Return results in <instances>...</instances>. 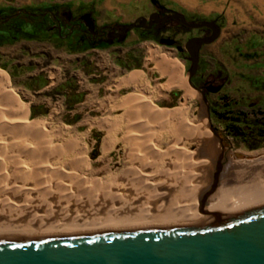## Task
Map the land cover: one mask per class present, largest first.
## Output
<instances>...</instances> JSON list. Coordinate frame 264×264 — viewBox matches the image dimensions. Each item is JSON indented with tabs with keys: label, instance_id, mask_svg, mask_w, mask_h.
I'll return each instance as SVG.
<instances>
[{
	"label": "bare ground",
	"instance_id": "1",
	"mask_svg": "<svg viewBox=\"0 0 264 264\" xmlns=\"http://www.w3.org/2000/svg\"><path fill=\"white\" fill-rule=\"evenodd\" d=\"M157 63L174 75L165 87L194 95L177 60L161 54ZM151 98L131 92L118 100L124 117L96 121L106 133L102 155L122 124L127 148L121 168L95 178L101 169L92 168L83 138L29 121L0 70V238L195 224L264 204V155L241 165L222 157L208 122L188 119L186 101L161 109Z\"/></svg>",
	"mask_w": 264,
	"mask_h": 264
},
{
	"label": "rangeland",
	"instance_id": "2",
	"mask_svg": "<svg viewBox=\"0 0 264 264\" xmlns=\"http://www.w3.org/2000/svg\"><path fill=\"white\" fill-rule=\"evenodd\" d=\"M158 1L183 13L189 21L214 20L220 27L218 37L212 43L203 45L199 51L198 72L205 77H216L218 82L224 79L220 90L210 94L206 100L208 108L216 109L209 118L201 94L194 88V95L187 100L182 89H175V100L169 103L157 100L153 96V86L147 83V90L139 91L119 86V82L115 81L118 73H109L94 64L103 59L111 63L131 58L135 62V58L142 55L144 46L152 43L162 49L165 46L172 48L179 58L180 62L177 61L181 65L182 76L187 79L189 62L177 53L176 47L158 43L157 37L143 40L140 29L130 30L122 42L107 45L103 47L105 50H90L83 54L71 47L70 40L59 41L53 37L31 41L19 39L0 44V70L7 74L9 85L27 107L28 120H42L44 127L52 128L55 134L64 131L83 138L92 168L101 169L94 174L95 178L121 168L123 151L127 148L121 140L124 132L122 124L113 134L115 142L102 155V140L106 133L96 121L107 116L113 121L124 117V110L117 106L118 100L131 92L153 96L152 103L161 109L178 107L186 101L188 119L198 120L200 116L201 121H207L211 133L218 138L222 157L230 158L238 165L264 155V141L251 148L253 142L248 144L241 137L230 134L224 127L228 120L216 116V111L225 107L232 112L244 113L246 119L241 123V129L245 131H248L247 125L264 123V0ZM18 9L39 12L50 9L55 13L66 10L74 17L89 12L96 25L116 26L129 23L137 16L147 17L154 10L149 0H0V20ZM26 15L21 12L10 23H21ZM46 19L49 21V17ZM161 30V36L176 38L179 45L191 36H201L200 29L191 30L173 22L167 23ZM48 65L49 78L45 71ZM44 66L46 69L39 71L40 76L33 75L34 69ZM45 83L48 84L38 90ZM31 106L35 116L31 115Z\"/></svg>",
	"mask_w": 264,
	"mask_h": 264
},
{
	"label": "water",
	"instance_id": "3",
	"mask_svg": "<svg viewBox=\"0 0 264 264\" xmlns=\"http://www.w3.org/2000/svg\"><path fill=\"white\" fill-rule=\"evenodd\" d=\"M149 1L156 9L163 6L158 0ZM169 18L187 28L210 30L209 34L189 37L177 47L188 53L185 57L189 61L188 83L201 94L209 118L204 93L190 78L196 72L201 47L212 43L219 35L220 27L216 21H189L183 13L172 9L159 17L153 11L147 17L137 16L129 23L119 25L111 35L123 40L134 28H148ZM89 24L92 28V21ZM160 42L172 41L164 39ZM222 85L223 82H219L204 87L216 93ZM0 264H264V204L234 214L210 215L195 224L0 238Z\"/></svg>",
	"mask_w": 264,
	"mask_h": 264
},
{
	"label": "flooded vegetation",
	"instance_id": "4",
	"mask_svg": "<svg viewBox=\"0 0 264 264\" xmlns=\"http://www.w3.org/2000/svg\"><path fill=\"white\" fill-rule=\"evenodd\" d=\"M153 8H154L153 11H156L159 17L162 16L163 14L169 13V9H170L165 7L164 5L160 9H156L154 6ZM19 10L20 12H22V9ZM41 13L44 14L41 15ZM41 13H36V14L37 15L39 14L40 16L43 17L45 16L46 18L49 17V21H48L49 30L51 32H57L58 35H60V37H62L64 41H69L72 37H76V39L79 40V43H86V44H92L94 46H98L104 44L111 45L115 43H120L125 39L124 38L123 40H117L115 37H112L111 32L117 29L118 26L112 24L96 25L93 17L90 15L89 12H83L81 14L76 15L75 17L66 10L58 11L57 13L51 10H46ZM84 14H88V16L84 17L83 16ZM2 21L5 22L4 20L1 19L0 22ZM91 21H92V28H90V24H89V22ZM169 22H173L176 26H182V24L178 23L174 19L169 18L165 21L153 23L148 28H136V29H140L141 31L148 32L150 35H154L160 40H164V39L171 40L172 41L171 43H167V42H159V43L161 44L165 43L170 46L176 47L177 53H180L181 56L184 57L185 60H187L185 57L188 55V53L183 48L182 49L177 48L178 46H182V45H179L176 42V38H164L163 36H161L163 32L161 28H164L166 24ZM189 29L191 30L200 29L201 35L210 33V30L209 29L205 30V28H195V29L189 28ZM190 81L194 84V86L199 88L204 93V97L206 100L208 99V96L210 94H214V93L208 91L204 86L210 83L212 84L219 83L216 77L210 75L205 77L204 75H201L197 69L194 75L190 78ZM221 82H223L224 84V79Z\"/></svg>",
	"mask_w": 264,
	"mask_h": 264
},
{
	"label": "trees",
	"instance_id": "5",
	"mask_svg": "<svg viewBox=\"0 0 264 264\" xmlns=\"http://www.w3.org/2000/svg\"><path fill=\"white\" fill-rule=\"evenodd\" d=\"M50 10V9H44L42 11H24L22 9V12H25L26 19L21 21V23H10V20L12 18H17L21 12L18 14H15L19 11V9L14 14L6 15L5 18L9 17V19L5 22H0V44H5L9 42H14L19 39H26V40H45L46 38H54L55 40L63 41L62 37L58 35L57 32H51L49 30V25L46 17L38 15H31L29 13H41L43 11ZM52 11V10H51ZM29 12V13H27ZM3 18L2 20H4ZM183 26V25H182ZM185 27V26H183ZM205 30H208L205 28ZM142 39L152 38L156 37L154 35H150L148 32L141 31ZM153 39V38H152ZM157 39V38H154ZM158 43L160 42V39L157 40ZM69 44L72 48L77 50H86L91 47H106L109 44L104 45H98L94 46L92 44H86V43H79V40L76 39V37H72L70 39ZM200 65L199 62L197 64V70H199ZM209 109V115L215 112L216 109ZM34 108L31 106V115L35 116L36 112L33 111ZM228 114V115H227ZM216 116L219 119H227L228 122L224 125V127L229 131L230 134H233L235 136L241 137L244 142H247L248 144L250 142H253L254 144L251 145V148H254L258 145L259 142L264 141V123H255V125H247L248 131H245L242 128V122L246 117L244 116V113L242 112H236V110L230 111L228 108H224L220 111H216ZM246 128V127H245Z\"/></svg>",
	"mask_w": 264,
	"mask_h": 264
},
{
	"label": "crops",
	"instance_id": "6",
	"mask_svg": "<svg viewBox=\"0 0 264 264\" xmlns=\"http://www.w3.org/2000/svg\"><path fill=\"white\" fill-rule=\"evenodd\" d=\"M28 41H31V40H28ZM164 48L165 49H162L157 44L155 45V44L149 43V46H144V51L142 55L135 58V62H133L131 58L127 59V61L126 60H115V62L112 61L111 63L103 59L94 64L98 66V68L104 69L108 71L109 73H118L117 79L116 77L114 78L116 79L115 80L116 82H119V85L128 86V87L137 89V88H140L141 86L143 87V85L146 86V83H147V85L153 86V89H152L154 90L153 96L157 100H162V101L171 103L175 100V97H176L175 89H181V88H178L176 86L161 87L162 84H167L168 82H170L173 79L174 75L171 74L172 73L171 71L168 72V70L165 71V70H162L161 67L159 68L157 60L159 59V55L161 54H166V56H168L171 60L179 61V58L177 57V54L172 51L171 47L165 46ZM152 49L156 51V53L154 54L155 57L153 58L150 52V50ZM90 50L97 51V50H105V49H103L102 47H91V48L86 49L85 51H81L80 54H83ZM128 60H129V63H128ZM46 67L48 68L46 69L44 66L38 70L34 69L33 71L35 72L33 73V75L40 76L41 73L39 71L46 69L45 71H47L48 73L47 78H49L50 77L49 75L50 66L48 65ZM133 71L140 72L141 79L137 81L135 79V82H134V79L127 80V76ZM121 82H123V84ZM47 84L48 83L40 85L38 90H41ZM33 92H35L34 89H33Z\"/></svg>",
	"mask_w": 264,
	"mask_h": 264
}]
</instances>
